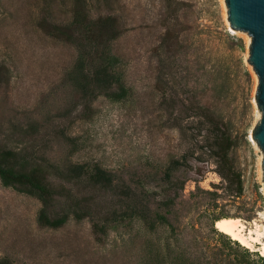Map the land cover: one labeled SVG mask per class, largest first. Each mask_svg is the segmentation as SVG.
Wrapping results in <instances>:
<instances>
[{
  "label": "rangeland",
  "instance_id": "1",
  "mask_svg": "<svg viewBox=\"0 0 264 264\" xmlns=\"http://www.w3.org/2000/svg\"><path fill=\"white\" fill-rule=\"evenodd\" d=\"M72 2L0 0V150L43 166L56 188L77 197L92 191L61 177L70 165L96 164L115 187L98 193L102 210L92 217L77 220L70 211L63 226L51 228L39 224L36 196L0 181V264L243 261L213 218L264 227L250 36L231 27L225 0H86L90 18L117 20L118 36L101 51L125 91L116 98L82 87L75 71L83 48L54 32V24L70 21ZM89 51L86 61L95 58ZM205 114L219 124L240 192L227 191L217 173L212 133L198 122ZM127 188L147 203L154 228L137 216L106 220L124 209ZM56 208L61 212V203ZM246 249L250 264H260L264 255Z\"/></svg>",
  "mask_w": 264,
  "mask_h": 264
},
{
  "label": "trees",
  "instance_id": "2",
  "mask_svg": "<svg viewBox=\"0 0 264 264\" xmlns=\"http://www.w3.org/2000/svg\"><path fill=\"white\" fill-rule=\"evenodd\" d=\"M54 32L61 36V39L78 45L83 48L82 59L79 60L76 73H80V78L84 82L82 87L90 85L98 91L106 92L108 95L121 98L125 95L123 87L113 72H111L112 61L105 57L106 42L118 36V25L115 17L111 15L98 16L94 19L90 18L86 9V0H73L71 7V19L60 25H53ZM101 46V47H100ZM92 49L95 52L94 59H86ZM88 72H83L85 67ZM90 73V74H89ZM116 85L120 88L119 92L113 90ZM83 88V89H84ZM194 114V113H193ZM202 116V115H199ZM199 124L210 130L212 137L209 141V147L215 158L217 165V173L225 182L224 188L227 191L240 192L241 186L237 175L233 170L226 166V148L224 146L223 136L218 134L219 124L214 120L211 114H205L204 117L198 119ZM61 177L66 180H75L81 183L84 189L92 191V195L71 194L66 192L64 187L61 190L56 188L48 178V173L43 166L28 167L24 162H17L13 150H0V181L5 186H11L14 189L36 196L42 203V208L38 215L39 224L51 228L63 226L68 220L69 213L77 220L85 217H92L95 212L102 210V203L98 197V193L104 197L115 187L113 178L109 172L96 164H74L61 169ZM170 172V171H169ZM169 172L167 177L169 178ZM237 184V187H232ZM183 183L180 184L181 189ZM83 189V190H84ZM124 202V209L112 212L110 218L106 220H119L122 217H139L147 228H154L157 220L152 215L147 203H143L142 199L132 190L124 189L120 193ZM100 196V195H99ZM102 197V196H101ZM61 203V212H58L57 205ZM173 201H165L162 204L170 206ZM97 215V214H96ZM224 217V216H220ZM220 217L213 218V221ZM97 232L103 230L99 225H95ZM222 233V232H220ZM224 234V233H222ZM224 236H228L224 234ZM229 245L236 244L241 249L243 261L237 264H250L251 253L243 245H239L236 240H228ZM257 252V251H253ZM257 254V253H256ZM246 260V261H245ZM260 264H264V257L259 256Z\"/></svg>",
  "mask_w": 264,
  "mask_h": 264
},
{
  "label": "water",
  "instance_id": "3",
  "mask_svg": "<svg viewBox=\"0 0 264 264\" xmlns=\"http://www.w3.org/2000/svg\"><path fill=\"white\" fill-rule=\"evenodd\" d=\"M227 19L232 28L250 36L247 63L257 76L255 94L259 119L252 137L262 152L263 197H264V0H225Z\"/></svg>",
  "mask_w": 264,
  "mask_h": 264
},
{
  "label": "bare ground",
  "instance_id": "4",
  "mask_svg": "<svg viewBox=\"0 0 264 264\" xmlns=\"http://www.w3.org/2000/svg\"><path fill=\"white\" fill-rule=\"evenodd\" d=\"M215 227L251 250H258L264 255V227L256 220L249 226L245 221L233 217H220L215 220Z\"/></svg>",
  "mask_w": 264,
  "mask_h": 264
}]
</instances>
